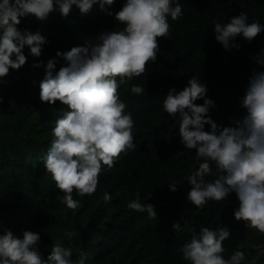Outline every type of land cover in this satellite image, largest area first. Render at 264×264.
<instances>
[{
    "label": "trees",
    "instance_id": "obj_1",
    "mask_svg": "<svg viewBox=\"0 0 264 264\" xmlns=\"http://www.w3.org/2000/svg\"><path fill=\"white\" fill-rule=\"evenodd\" d=\"M124 0H116L110 10L118 11ZM183 16L173 21L168 17L170 34L158 38L160 52L155 64L148 65V74L134 78L128 88L118 90L120 99L128 107L134 120L135 151L121 159L114 168L102 167L100 184L92 196L73 198L81 200L77 211L57 200L62 195L46 173L40 157L50 147L51 130L58 117L68 109L59 101L49 106L39 99V81L44 69L31 67L34 60L55 56L57 50L65 51L82 41L95 42L94 36L104 29L119 30L115 24L94 5L89 15L81 16L75 5L65 19L58 12L40 22L34 18L21 19L18 26L33 32L39 30L48 41L39 58L32 57L27 48V63L19 70H10L6 78L11 83L0 86V220L22 238V230L39 232L38 245L46 257L53 242L70 247L75 259L80 251L89 252L93 259L87 264H188L179 252L190 239L187 229L180 233L172 230L173 223L181 226L187 221L189 228L228 227L231 236L224 242L225 259L235 251L244 250L247 244L244 223L237 222L233 209L238 207L235 193L219 202L209 201L201 211L186 202L190 189L187 176L198 169L195 150L184 148L178 137V120L174 121L162 110V101L169 89L183 90L192 75L207 83V96L216 107L209 115L218 124L228 126L232 118H240L243 110L237 98L247 84L253 70L264 71L250 57L264 47V32L251 43L237 37L239 50L226 52L215 40L213 22L227 23L232 16L245 12L248 23L264 24V0H179ZM107 7V6H106ZM64 62L57 64V70ZM37 84L33 86L32 80ZM132 84L145 87L143 96L130 94ZM202 104L203 100H198ZM210 126L205 125V130ZM215 166L205 177L214 180ZM175 180L177 191L171 192L168 183ZM104 192L112 196L110 203L103 201ZM140 193L141 203L156 206L157 219L147 213L128 210L126 205ZM152 193L150 200L144 197ZM66 231L76 232L72 239ZM242 235V236H241ZM242 244V247L240 244ZM251 241L264 250V235L252 229ZM262 243V244H261ZM251 245V244H250ZM245 254L242 264H264V254L253 257ZM257 248V247H256Z\"/></svg>",
    "mask_w": 264,
    "mask_h": 264
},
{
    "label": "clouds",
    "instance_id": "obj_2",
    "mask_svg": "<svg viewBox=\"0 0 264 264\" xmlns=\"http://www.w3.org/2000/svg\"><path fill=\"white\" fill-rule=\"evenodd\" d=\"M116 0H0V86L11 83L6 78L10 70L19 71L28 60L24 49L32 57L42 55L48 43L39 30L21 29V19L34 18L44 22L53 12L67 18L73 5L81 16L89 15L93 6L114 18L119 30L104 29L94 36L95 42L82 41L68 50L55 52L45 63L34 60L31 67L44 69L39 81V99L49 106L57 101L68 109L55 121L51 130L50 147L40 157L45 172L50 174L62 195L57 200L73 212L82 207L78 196H92L100 184L103 166L109 170L121 159L135 151L134 120L128 105L120 99L119 89L128 88L134 78L148 74V65L155 64L160 52L158 38L170 34L168 17L173 21L183 16L179 0H124L118 11L110 10ZM107 6V7H106ZM248 15L240 12L227 23L213 22L215 40L226 52L239 50L237 37L251 43L264 24L258 20L248 23ZM258 67H264V47L250 57ZM61 64L57 70V64ZM146 79V76H145ZM33 86L37 84L32 80ZM145 87L132 84L130 94L143 96ZM207 83L195 75L183 90L169 89L162 101V110L179 125L178 137L184 148L195 150L198 169L187 176L191 186L186 202L203 210L208 202L228 199L235 193L238 207L232 215L243 222L246 229H255L264 235V71L253 70L237 102L243 115L232 118L228 126L218 125L209 115L216 107L208 98ZM198 100H203L198 104ZM4 102L0 96V105ZM205 125L210 126L205 130ZM215 166L214 180L205 177ZM175 180L168 183L171 192L177 191ZM152 193L144 197L150 200ZM112 196L104 192L103 201L110 203ZM128 210L147 213L157 219L156 206L141 203L140 193L126 205ZM187 229L191 237L179 249L188 264H242L245 252L237 250L225 259L224 242L231 236L228 227H201L199 232L183 227L179 221L172 230L180 233ZM72 239L76 232L66 231ZM40 233L22 230V238L0 220V264H87L92 255L80 251L73 259L70 247L53 242L45 257L38 245ZM252 264H255L253 261Z\"/></svg>",
    "mask_w": 264,
    "mask_h": 264
},
{
    "label": "rangeland",
    "instance_id": "obj_3",
    "mask_svg": "<svg viewBox=\"0 0 264 264\" xmlns=\"http://www.w3.org/2000/svg\"><path fill=\"white\" fill-rule=\"evenodd\" d=\"M244 227H245V225H244ZM251 236H252V229H246L247 244H245L244 250H243L245 252V254L251 253V251H250L251 245H254V243L251 241ZM243 243L244 242L242 241V243L240 244L241 247H242ZM262 243H264V242H262ZM254 249L255 250L253 251V257L257 256L256 258H258L260 255L264 254V250H263V248H261V246H259V244H255Z\"/></svg>",
    "mask_w": 264,
    "mask_h": 264
}]
</instances>
